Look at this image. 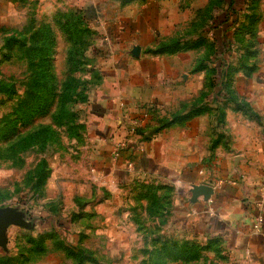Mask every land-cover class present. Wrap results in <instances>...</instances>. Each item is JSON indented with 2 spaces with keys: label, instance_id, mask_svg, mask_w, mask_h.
<instances>
[{
  "label": "rangeland",
  "instance_id": "1",
  "mask_svg": "<svg viewBox=\"0 0 264 264\" xmlns=\"http://www.w3.org/2000/svg\"><path fill=\"white\" fill-rule=\"evenodd\" d=\"M122 1L0 0V87L10 85L15 92H0V209L12 211L17 221L3 231L0 264H251L240 253L230 251L221 238L200 240L178 226L171 186L155 179L136 185L107 182L101 167L93 164L100 150L87 146L88 135L96 133L89 131L86 122H92L88 118L89 100L100 79L96 64L106 57L96 40L102 31L94 21L100 24L102 14L112 16L132 3L139 8L146 4L136 0L122 6ZM233 2L242 9L237 19L232 16L229 0L179 3L183 43L195 44L184 52L183 60L206 66L199 75L203 84L194 102L151 107L145 118L149 129L140 134L144 141L159 128L200 117L207 128L201 137L203 152L216 153L221 146L226 153H233L228 115L232 124L242 116L263 126L264 116L256 107L264 108V0ZM107 3L114 7H107ZM72 10H80L89 21L93 19L95 30L90 27L86 45L77 43L78 53L72 56V66L78 70L73 76L84 84L87 97L76 107L77 124L81 126L77 134L66 133L57 123L55 116L61 108L58 95L40 104L38 114L16 111L28 98L32 72L26 49L33 31L50 26L49 38L54 39L51 74L57 91L70 77L72 42L60 26L64 14ZM84 62L87 65L82 67ZM180 74L188 81L198 76L189 69ZM240 105H247L249 110H241ZM195 110L201 111L198 116L184 119ZM245 110L256 116L249 117ZM33 132L37 135L31 140L28 136ZM173 240L197 242L203 247L200 259L184 262L161 259L162 255L158 258L163 244ZM68 247L81 251L84 262L70 255Z\"/></svg>",
  "mask_w": 264,
  "mask_h": 264
},
{
  "label": "crops",
  "instance_id": "2",
  "mask_svg": "<svg viewBox=\"0 0 264 264\" xmlns=\"http://www.w3.org/2000/svg\"><path fill=\"white\" fill-rule=\"evenodd\" d=\"M181 1L150 0L140 8L132 3L96 22L102 31L96 40L106 57L96 64L100 79L89 100L92 122H86L96 135H88L87 146L100 150L93 164L107 182L136 185L155 179L171 186L174 219L191 237L221 238L248 263L264 264V123L240 116L232 124L228 115L233 153L221 146L216 153L203 152L207 128L200 117L159 128L146 141L140 136L149 129L145 118L151 107L194 102L203 84L196 70L200 63L183 60L190 50L154 53L161 44L184 39ZM185 69L198 76L186 80L180 74ZM256 108L264 116V108ZM201 186L212 189L209 198L194 193Z\"/></svg>",
  "mask_w": 264,
  "mask_h": 264
},
{
  "label": "trees",
  "instance_id": "3",
  "mask_svg": "<svg viewBox=\"0 0 264 264\" xmlns=\"http://www.w3.org/2000/svg\"><path fill=\"white\" fill-rule=\"evenodd\" d=\"M136 0H123L122 6L131 4ZM146 3L147 0H141ZM231 4V11L232 16L234 19H237V16H239L242 9H239L237 7L233 0H229ZM64 21L62 23V26L60 28L64 31V33L69 37V40L72 42V49L70 50V61H69V70H70V77L66 79L64 84L62 85V90L57 91V83L54 84V78L51 74L52 72V64L50 60V55L53 51L54 46V39L52 37L49 38L51 35L50 33V26H44L43 28H39L32 32L31 35V44L26 49V57L29 59V69L32 72V77L30 79L29 88H28V98L26 101H22L17 105L16 111H33V115L38 114L41 112L40 104H43L44 101H46L47 98L50 100L57 99V95L59 96L60 105L61 108H59L55 118L57 120V123L60 127L65 128L66 133H73L77 134L80 125L77 124V121L79 119L78 111L76 110V107L79 103H84L87 100L86 97V89L84 87V84L80 82L78 78H75L73 74L77 72V68H73V63H75V60L72 58L73 55L77 54L78 51L75 49V46L81 43L82 46L86 45L85 38H89L90 34V27L94 30V24L92 23V20L89 21L86 19V16L83 15V13L78 11H69L63 16ZM215 20V18H214ZM95 25L97 22V19L94 21ZM184 39H178L173 40L169 42L168 44H161L155 51V54H164V53H176L179 51H187L192 47V44L190 46H186L184 43ZM90 43V40H89ZM35 58L39 59L35 62ZM81 64V63H80ZM75 65V64H74ZM87 63L84 62L82 67L86 66ZM206 66L203 64H199L196 68V70L202 71V69H205ZM210 69V68H209ZM215 69V68H214ZM213 69V71H214ZM6 88V89H5ZM13 87L10 85H4L0 87V92H3L4 94L12 95L15 92H12ZM60 92V93H59ZM59 93V94H58ZM62 102V103H61ZM28 105L29 107L27 110H23V107H26ZM247 105H240L239 108L244 110ZM245 110V114L249 117L256 116L253 112H250ZM201 111L195 110L193 112H190L189 115L184 116V119H187L190 116H198ZM24 113H22V119H24V122L26 121V117H24ZM180 119V118H179ZM172 124V123H171ZM170 124V125H171ZM168 127V125H166ZM158 130H156L153 134H156ZM37 133L33 132L31 133L28 138L33 140L35 139ZM41 178H39L42 183L44 181L43 174ZM165 247H168L165 249H162V253H157V257L162 255L161 259L163 258H173L178 261H184V262H192V261H198L201 257V253L203 250V247L200 246L197 242H190L187 240H173L171 243H164ZM67 249L69 251L70 255H73L78 259L80 263H83L85 258L83 257V253L81 251L75 252L73 249L68 247ZM166 250V253H165ZM168 254V255H167ZM168 256V257H166Z\"/></svg>",
  "mask_w": 264,
  "mask_h": 264
},
{
  "label": "water",
  "instance_id": "4",
  "mask_svg": "<svg viewBox=\"0 0 264 264\" xmlns=\"http://www.w3.org/2000/svg\"><path fill=\"white\" fill-rule=\"evenodd\" d=\"M201 192L209 198L210 194L212 193V189L207 186H201L196 188L194 193ZM16 217L10 210L0 209V240L3 237V231L5 227L11 224H16Z\"/></svg>",
  "mask_w": 264,
  "mask_h": 264
}]
</instances>
